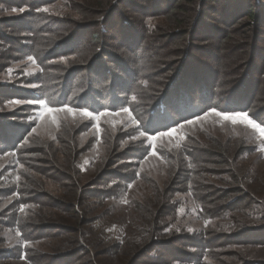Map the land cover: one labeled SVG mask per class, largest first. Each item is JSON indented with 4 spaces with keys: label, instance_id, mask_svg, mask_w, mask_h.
<instances>
[{
    "label": "rangeland",
    "instance_id": "1",
    "mask_svg": "<svg viewBox=\"0 0 264 264\" xmlns=\"http://www.w3.org/2000/svg\"><path fill=\"white\" fill-rule=\"evenodd\" d=\"M4 1H11L13 5L0 0V24L6 27L0 25V120L18 127L22 138L19 136L17 141L22 142L15 146L18 145L16 150H22L10 149L0 154V213L9 215L11 210L18 211L37 232L60 225L65 227L63 232L66 233L38 235L32 241L23 242L17 229L1 226L0 254L8 250L23 251V257L7 259L0 255V264H33L28 259L40 264L50 262L51 256L68 252L75 255V247L89 248L87 241L101 250L95 252L90 246V254L83 257L84 261L94 259L97 263V253H109L117 247L126 248L128 252L131 245L135 246L131 253L133 258L152 240H156V250L141 258L138 264H190L181 253L195 251L191 246L176 243L196 238L217 243L199 264H264V136L243 120L234 123L224 117L240 114L253 119L244 113L211 110L151 136L141 129L138 119L150 121L162 111V102L147 112L138 109L137 114L130 109L113 112L111 97L117 92L110 94L109 87L107 111L94 113L75 108V101L91 95L90 88L101 90L110 86L106 63L97 62L99 59L89 62L91 54L87 52L93 45H101L95 44L94 37L100 33L99 26L92 28V18L87 15L103 0H58L43 5L38 4L41 0ZM176 1L162 0V17L145 19L148 39L151 33L157 36L153 37L157 50L149 54L142 49L140 61V65L148 66L152 73L161 69L155 79L168 82L166 88L176 84L173 80L184 61L176 63V56L185 47V41L188 43L187 38L175 40L177 35L163 34L162 28L170 27L166 12L174 10L171 3ZM239 1L242 4L247 0ZM259 1L264 8V0ZM228 2L218 0L211 4L210 0H189L182 4L179 12L183 13L178 16H188L196 12L197 7L201 14V9L208 11L212 5L223 11ZM251 2L250 6L256 9L259 2ZM35 7L38 8L33 11ZM233 7H238L237 1ZM119 8L118 13L127 12L123 2ZM209 15L203 21L211 26L216 17L225 18L223 14L217 16L211 12ZM30 20L32 25H29ZM112 21L120 22L119 17ZM242 34L241 30L235 37L241 40ZM41 44L45 47L42 53L38 52ZM150 55L151 65L146 61ZM237 55L241 56L239 51ZM197 57L203 56L198 54ZM226 62L227 59L219 60L218 67L223 68ZM96 73L100 75L93 76ZM46 92L57 93L55 101H60L51 108L64 111L45 115L44 105L47 104L40 99ZM98 95L101 100L103 93ZM65 96L71 104L64 105ZM179 96L177 93L172 97L177 105L182 104L178 102ZM123 98L126 100V94L120 95V99ZM152 100L156 102L157 97ZM260 100L264 102V95L256 97L254 105ZM197 101L198 98H194L176 111L190 115L195 105L198 106ZM69 108L73 112L66 111ZM85 110L92 116H84ZM168 113L173 120L159 125V131L174 125L173 121L179 118L169 109ZM160 115L162 120H167L163 113ZM257 115L264 119V114ZM163 133L172 134L161 135ZM191 157L203 158L197 163H203L200 168L191 164L197 172L187 166ZM185 170L191 173L190 178L184 174ZM106 173L120 175L122 183L108 177L107 185L99 194L86 196L83 191L91 190L89 183L99 179L98 183H102ZM173 177L175 186L169 194ZM75 188L79 191L77 195L85 197L77 214L72 207L62 205L69 203L65 195H75ZM60 207L64 213L57 211ZM202 210L213 215L204 218L199 213ZM81 223L85 224L82 231L88 232L84 239L79 236V244L73 231ZM154 230L157 233L151 236ZM248 233L256 236L243 239Z\"/></svg>",
    "mask_w": 264,
    "mask_h": 264
},
{
    "label": "trees",
    "instance_id": "2",
    "mask_svg": "<svg viewBox=\"0 0 264 264\" xmlns=\"http://www.w3.org/2000/svg\"><path fill=\"white\" fill-rule=\"evenodd\" d=\"M56 1L58 0H41L40 2L38 1V4H52ZM186 1L189 0H183L182 2L178 0L176 3H171L174 10L166 12V18L170 23V27L167 26L162 28L164 29L163 34L168 36L177 35L175 40H182L185 38L188 40V43L185 41V47L181 50L180 55L176 56V63L179 64L183 60L184 61L180 71L173 80L176 82L175 86L169 84V88H166L168 82L166 83L162 81V79L157 82L155 79L161 72V69L152 73L151 68H148V66L144 68L140 65L142 58L141 53H143L142 49L148 51L149 54L157 50V47L153 45L157 36H153L156 34L151 33L148 39L149 32L145 25V19L149 17H162V0H111L109 2L103 0L102 3L99 2L96 9L91 10V14L87 16L92 18L90 19L92 28L97 25L99 26L100 33H96L94 37L96 39L95 44L99 43L101 45L98 47L97 45H93V49L87 52L91 54L89 62L93 63L96 59H99L97 62L106 63L108 67L107 73L111 77L110 86L108 85L107 88L104 86L101 90L94 89L93 87L90 88L91 95L83 97L82 101H75V108L88 109L94 113L107 111L108 107L105 106V102L110 87V94L114 90V92H117L116 96L111 97L109 95L114 104V108H112L113 112L124 109H130L133 114H137L136 109L147 112L148 109H153L158 103L162 102V105H160V107L162 106V111L155 114L154 117H151L150 121L146 120V122H143L140 120V117L138 119L141 123V129L151 136L178 127L181 123L205 115L211 110L225 113H244L249 115L255 123L264 126V119L257 115L261 114L262 116L264 114V106H261L264 102L260 100L257 105H254L256 102L255 98L264 95V46L262 45L264 43V19L261 20L264 18V8L261 6L260 1L257 0L259 3H257L256 9H253L252 5L250 6L251 0L244 1L242 4L239 0H229L225 9L223 11L221 10L222 12L218 10V7L212 5L208 11L201 9V14H199L200 9L197 7L196 12H191L188 16H178V13H183L179 11L182 8V4ZM217 1L218 0H210V3L216 4ZM236 1L238 2V7L234 9L233 6ZM3 2L7 5H13L11 1L7 3L3 0ZM122 2L125 4L126 13H118ZM106 3L107 6L105 5ZM115 5H117V7L112 12L111 10ZM175 5H177V7H175ZM38 7L32 8L33 11L37 10ZM211 12L217 14V16L223 14L225 18L217 19L216 17V19L212 20L214 25H207L203 20L209 18ZM132 13L134 14L133 17L129 15ZM114 17H119L120 22L112 21ZM123 20L125 21L123 22ZM31 22L32 20H30L29 25L33 24ZM88 24L89 23H87V25ZM0 25L5 27L2 22ZM241 30L243 31V38L240 40L235 36L241 33ZM48 40L49 42L51 41V39ZM140 41L144 43L140 45ZM238 42L239 44L235 47L234 45ZM43 44L46 45L47 43ZM43 44H41L38 50L40 53L45 51ZM144 45L145 47H143ZM246 49L247 53L245 54ZM238 51L241 56L237 55ZM198 54H201L203 57L198 58ZM30 55L32 56V54ZM223 59H227L224 67L222 68V65L218 67V61H223ZM146 61L151 65V55ZM230 62L231 64H229ZM99 70L100 69H97V72ZM96 75L99 76L100 74L96 73L93 76ZM227 79L229 81L226 83ZM94 84L95 82L93 81L92 85ZM99 93H103L101 100L99 99ZM177 93L180 95L178 102H181V105H177V102L172 99L173 95ZM121 94H126V100L124 98L120 99ZM56 95L57 93L51 94L46 92L40 100L44 101L49 107H55L58 106L57 103L60 102L55 101ZM155 97H157V103L152 100V98L154 99ZM67 98L68 97L65 96L64 100L66 101H63L65 102L64 105L71 104L67 101ZM194 98H198V106L195 105V110L192 114L187 115L183 112L178 113L176 111V109H179L178 107L182 105L186 107L185 104H187L188 101H193ZM84 100H87V102ZM88 100H90L91 103H89ZM190 103L192 107H194L193 103ZM168 109L173 112V114H178L179 118L173 121L174 125H168L166 128L160 129L159 131V125L162 126L163 122L167 121L169 123V121L173 120L172 114L168 113ZM161 113H163V118L167 120H162L160 118ZM19 136L22 138L16 125L3 123L0 120V154H6L10 149L16 150L18 145H15L22 142V140L17 141L18 138H20ZM21 150L22 149L16 151L21 152ZM131 156L132 155H130V158ZM214 158L216 157L214 156ZM125 160L128 159H123V161ZM202 160L203 158L191 157V163L187 160V166L197 172L196 169L194 170L193 166L196 164L198 168H200V165L203 163L200 165L197 163ZM182 173L181 171L178 177H180ZM184 174L189 178L191 176L188 170H185ZM108 177L115 178L120 183H122L123 180V177L118 174L106 173L103 176L102 183H98L101 182L100 179L90 182L88 187H90L91 190L87 189L83 192H86V196H95L99 194L98 192L107 185L106 180ZM173 186H175V177H173L171 185L168 187V193L173 190ZM75 189L77 190V192L75 191V195H65V198L69 199V203L62 205H66L69 208L72 207L71 209H74L77 214L79 209L84 205L83 202L85 197L80 195V193L77 195L79 191L78 188ZM160 205L162 206V204ZM57 211L64 213L62 208L57 209ZM65 212H68V210ZM206 212L202 210L199 213L204 218L206 215L208 217L213 215L212 213L209 215ZM1 226L4 228L17 229L20 234V240L23 242L32 241L33 238L38 235L53 236L57 232H63V230H65V227L56 225L45 227V232H37L35 229L33 230L31 228L32 226L29 221L25 220L18 211L13 210L10 211L9 215L0 213V228ZM83 226H85V224L81 223L80 226L76 227L75 231H73L75 232L76 240H79V236L81 239H84L87 235L88 231H82L84 228ZM154 232L157 233V231L154 230L150 235L153 236ZM254 233L243 235V239L255 237L256 235H254ZM258 237L261 238L262 234L260 233ZM155 241L152 240L150 243H147L146 246L142 248L143 250L133 258H131V253L135 246L133 247L132 245L131 248L129 247L128 252L126 248L117 247V249L109 253H97V263L94 259L88 261H84L83 259L84 256H89L90 246L95 252L101 250L98 248V245L87 241L89 248H83V246L75 247V255L74 253L68 252L62 254L63 256H51L49 258L51 260L50 262L44 261L42 264H138L141 258L150 255L156 250L157 247L155 248L154 245ZM184 241H187V243ZM176 244H183L187 247L191 246L195 251L194 253L181 254L191 262L190 264H199L202 262L203 256L210 253L217 243H211L204 238H196L195 240L178 241ZM142 245H138L137 247ZM0 255L4 256V258L7 257V259H17L23 257V251L16 252L8 250ZM24 256H26V253H24ZM28 260L33 264H40L35 260Z\"/></svg>",
    "mask_w": 264,
    "mask_h": 264
},
{
    "label": "snow or ice",
    "instance_id": "3",
    "mask_svg": "<svg viewBox=\"0 0 264 264\" xmlns=\"http://www.w3.org/2000/svg\"><path fill=\"white\" fill-rule=\"evenodd\" d=\"M13 11H16L15 9ZM21 11H23L21 9ZM44 11H47V9H44ZM15 103H21L20 101H15ZM29 103H34V102H29ZM44 107L47 109V112L45 113L46 114H51L53 112H56V111H64V109H54V108H51V107H48L47 105H44ZM66 111L68 112H73V109L69 108V109H66ZM125 111H128L127 109H125ZM84 116H89L91 117L92 116V113L91 112H88V111H83L82 113ZM130 115V113H129ZM217 115H220L219 113H217ZM225 119H230L232 120L234 123L237 121V120H243L245 122H247L249 125H251L253 128H255L261 136H264V128H261L259 124H256L254 123L253 121L251 120H248L247 119V116L246 115H240V114H237L235 116H225L224 117ZM191 123V122H190ZM175 130H173L174 132ZM172 133H163L161 135H171ZM141 135H143V133H141ZM149 139L151 140H155L156 138L155 137H149ZM21 211H23V209H21ZM17 235H19V233H17Z\"/></svg>",
    "mask_w": 264,
    "mask_h": 264
}]
</instances>
